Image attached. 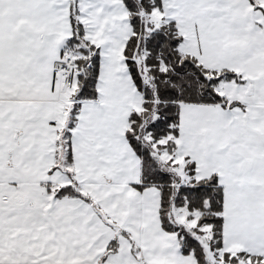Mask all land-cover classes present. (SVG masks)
Returning a JSON list of instances; mask_svg holds the SVG:
<instances>
[{
    "label": "snow or ice",
    "instance_id": "snow-or-ice-1",
    "mask_svg": "<svg viewBox=\"0 0 264 264\" xmlns=\"http://www.w3.org/2000/svg\"><path fill=\"white\" fill-rule=\"evenodd\" d=\"M0 264H264V0H0Z\"/></svg>",
    "mask_w": 264,
    "mask_h": 264
}]
</instances>
